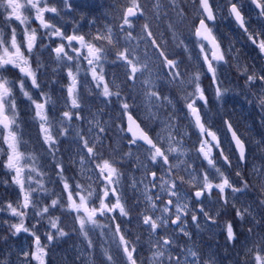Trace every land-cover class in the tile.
<instances>
[{
    "label": "clouds",
    "instance_id": "clouds-1",
    "mask_svg": "<svg viewBox=\"0 0 264 264\" xmlns=\"http://www.w3.org/2000/svg\"><path fill=\"white\" fill-rule=\"evenodd\" d=\"M254 2L226 0L229 8ZM88 7L96 19L105 15V5L97 0ZM242 12L247 31L227 17L213 24L224 54L211 64L199 54L201 44L188 15L178 30L191 52L166 48L176 68L169 71L166 60L154 59L146 92L139 79H127L131 68L138 75L144 66L122 63L127 49H118L111 38L93 37L96 58L85 57L74 66L69 58V65L54 74L45 66H51L55 54L32 53L35 67L44 73L43 94L54 109L49 127H59L64 144L57 146L55 160L42 147L31 93L21 79L20 95L12 102L14 126L0 133V156L8 148L4 137L14 133L33 186L26 189L27 207L17 204L24 233L13 230L12 219L0 223V264H264V54L249 42L253 33L264 32V13L257 18L246 6ZM93 69L111 83L107 97L97 89ZM69 73L77 82L72 97L62 95L66 84L61 77ZM60 107L83 113L72 124V135L61 127L67 117ZM130 122L138 130L135 138ZM228 122L239 133L238 144L225 131ZM53 163L68 171H54ZM154 173L159 188L153 185ZM149 185L156 195L145 205ZM74 202L84 204L93 219ZM157 203L160 211L152 217ZM7 211L0 203V212ZM146 216L152 218L145 222ZM33 251L39 252L38 261ZM128 251H134V260Z\"/></svg>",
    "mask_w": 264,
    "mask_h": 264
},
{
    "label": "snow or ice",
    "instance_id": "snow-or-ice-1",
    "mask_svg": "<svg viewBox=\"0 0 264 264\" xmlns=\"http://www.w3.org/2000/svg\"><path fill=\"white\" fill-rule=\"evenodd\" d=\"M247 7L249 13L257 18L264 13V0H255L254 3H247L242 7ZM82 6L75 0H0V10H2V19H0V133L5 129H11L14 126L15 115L13 113V101L20 95V82L31 93L32 102L30 108L34 119L38 122V138L42 142V147L46 145L45 151L49 157L55 160L58 148L63 146L64 141L58 138L59 127H49V119L52 117L54 109L52 101L43 94L41 80L44 73L36 68V57L33 52H41L46 56L55 54V60L51 66H45V72L62 71L64 67L71 64L74 66L77 61H84L85 57L96 58L98 54V45L96 41L102 38H111L118 49H127L121 54V62L142 64L143 70L136 74V69H130V75L127 77L129 83L137 79L140 80V87L146 92L152 85V73L154 59L167 61L169 71L175 70L173 64V53L166 52L165 49H174L179 47L186 53L191 52L190 42L183 38V33L178 30V26L186 23L188 15L193 16L194 35L197 42L201 44L199 54L202 59L211 64L213 60L223 57L224 49L216 39V33L213 31V24H218L222 18H230L233 22L242 26V31H247L248 25L245 22V13L242 7L233 4L228 7L226 0H110V7L106 9L105 16L108 20L100 21L94 17L87 16L80 11ZM30 18V19H27ZM38 22L35 28L33 23ZM87 24L85 30L84 23ZM70 24L71 29H66L64 25ZM144 29H147L145 32ZM254 48L264 54V32L259 37L256 34L251 35ZM133 56L136 59H133ZM30 58V62H29ZM211 58V59H210ZM91 63V60L88 61ZM103 63V61H100ZM95 79L99 77L96 87L99 90L103 88L104 96L109 95L112 87L107 81L105 75H101L93 69L91 73ZM65 81L62 95L72 97L76 91L77 82L71 77H61ZM154 98H149V105ZM72 103H76L73 98ZM127 105H125L126 107ZM154 107V105H153ZM191 108L192 106L189 105ZM67 117V123L61 127L68 128V135L73 134L72 124L82 116V112L65 111L63 107L59 109ZM197 126H201L200 116L197 109L192 108ZM152 115H158L153 111ZM132 120V117H129ZM132 137H137L138 130L133 123L127 125ZM202 127V126H201ZM225 131L230 132L233 140L239 143V133L232 128L231 123L225 125ZM148 139V137H144ZM206 139L215 140V136H206ZM8 144L5 155L0 156V203L8 207L7 212H0V223L8 219L15 221L13 230L23 234L24 224L19 223L21 209L17 207L19 202H27L30 196L26 194V189L32 187L27 177L31 172H25L23 161L25 156L17 149V140L14 133L10 132L4 137ZM91 151V149H89ZM243 152V148H241ZM47 163V161H45ZM53 170L67 172V168H57L53 163ZM105 168H109L105 163ZM111 172V169H109ZM39 175L36 179H39ZM160 177L153 174V185L157 188ZM142 181L138 182L141 184ZM46 186V184H45ZM178 187V186H177ZM62 191H64L62 189ZM68 191L75 193L74 187L68 188ZM152 191V185L147 187L144 193V203L148 205L155 198ZM199 195V193H197ZM75 201V197L73 198ZM111 199V197H109ZM171 203H176L175 200ZM73 207L83 208L88 220L93 219L91 213L84 204L73 203ZM119 207V205H114ZM31 211V209H28ZM160 211L159 203L152 212V217ZM152 217H144L148 222ZM118 221L119 217H115ZM166 219L161 214V221ZM119 227V225H117ZM55 227V225H52ZM100 231H104L103 225H98ZM31 236V233H28ZM39 242L40 237L35 236ZM128 256L135 259L134 251H128ZM31 255L34 260H39V252L33 251Z\"/></svg>",
    "mask_w": 264,
    "mask_h": 264
},
{
    "label": "rangeland",
    "instance_id": "rangeland-1",
    "mask_svg": "<svg viewBox=\"0 0 264 264\" xmlns=\"http://www.w3.org/2000/svg\"><path fill=\"white\" fill-rule=\"evenodd\" d=\"M75 2L79 5H81L82 7L80 8V11H83L87 16H89L90 18L94 16V12L91 11L88 7V5L91 3V0H75ZM97 2H100V3H103V4H106L107 2H110V0H97ZM110 7V3L107 4L105 6V9H104V12L106 11V9H108ZM86 11V12H85ZM0 19H2V10H0ZM109 17L105 16L104 14H102L100 17L97 18V20H100V21H104V20H108ZM84 23V27H85V30H87V24L86 22H82ZM38 24V22H35L33 23L32 26L36 27ZM64 27L66 29H71V25L70 24H66L64 25ZM252 51L254 52L255 49L253 48Z\"/></svg>",
    "mask_w": 264,
    "mask_h": 264
},
{
    "label": "trees",
    "instance_id": "trees-1",
    "mask_svg": "<svg viewBox=\"0 0 264 264\" xmlns=\"http://www.w3.org/2000/svg\"><path fill=\"white\" fill-rule=\"evenodd\" d=\"M110 2H107L106 4H104L105 6L107 5V4H109ZM86 12V11H85Z\"/></svg>",
    "mask_w": 264,
    "mask_h": 264
}]
</instances>
